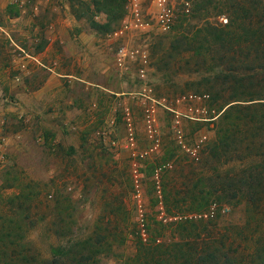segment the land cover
I'll use <instances>...</instances> for the list:
<instances>
[{
    "label": "rangeland",
    "instance_id": "obj_1",
    "mask_svg": "<svg viewBox=\"0 0 264 264\" xmlns=\"http://www.w3.org/2000/svg\"><path fill=\"white\" fill-rule=\"evenodd\" d=\"M166 3L174 13L166 28L154 0H125L119 25L106 32L91 27L92 13L76 0H0V214L12 219L13 235L23 236L18 248L45 257L67 237L91 234L108 203V209L116 203L113 186L127 190L123 206L135 212L132 183H138L150 210L148 189L160 175L138 168L131 175L138 148L157 135L176 137L177 127L181 149L201 133L213 135L206 120L220 100L187 95L204 91L205 82L197 81L206 73L191 70L188 54L172 43L225 20L228 7L225 0ZM94 17L106 19L102 12ZM177 167L163 172L160 183L168 193L180 190L184 201L190 169L176 173ZM230 202L220 216L226 224L245 215L243 201ZM104 252L97 264H123L134 246L116 238Z\"/></svg>",
    "mask_w": 264,
    "mask_h": 264
},
{
    "label": "trees",
    "instance_id": "obj_2",
    "mask_svg": "<svg viewBox=\"0 0 264 264\" xmlns=\"http://www.w3.org/2000/svg\"><path fill=\"white\" fill-rule=\"evenodd\" d=\"M77 1L92 13L87 19L94 29L110 32L119 25L125 0ZM225 4V20L197 28L192 35H177L172 43L177 51L188 54L184 61L191 70L206 73L197 81L205 82L204 91L187 95L220 100L217 113L206 120L212 122L213 135L201 133L181 149L183 135L178 136L176 125L173 140L165 135L147 138L130 164L132 176L136 168L147 175L157 171L158 183L174 162L176 173L188 165L192 183L184 190V201L178 196L180 190L168 193L164 184H152L149 210L141 197L143 188L132 183L134 212L135 208L123 206L127 190L113 186L116 203L109 209L108 203L107 213L97 220L93 232L67 237L52 245L45 257L18 248L23 236L13 235L12 219L0 214V264H97L99 255L111 250L116 238L130 239L134 246L123 264H264V3L225 0ZM97 12L105 14V21L95 19ZM199 34L202 40L197 41ZM142 106L146 119L147 106ZM116 139L111 138L118 147L121 141ZM234 198L245 204V215L226 224L220 220L221 211ZM117 212L127 214L119 218Z\"/></svg>",
    "mask_w": 264,
    "mask_h": 264
},
{
    "label": "built area",
    "instance_id": "obj_3",
    "mask_svg": "<svg viewBox=\"0 0 264 264\" xmlns=\"http://www.w3.org/2000/svg\"><path fill=\"white\" fill-rule=\"evenodd\" d=\"M155 5L157 6V17L159 19V23L161 27L166 28L169 26L170 23H172L174 18V13L171 10L170 6H167L166 1L167 0H154ZM141 72L143 74V71L141 69Z\"/></svg>",
    "mask_w": 264,
    "mask_h": 264
},
{
    "label": "crops",
    "instance_id": "obj_4",
    "mask_svg": "<svg viewBox=\"0 0 264 264\" xmlns=\"http://www.w3.org/2000/svg\"><path fill=\"white\" fill-rule=\"evenodd\" d=\"M17 16H18V15H16V14H15V15L8 14V17H9L10 19H15V18H17Z\"/></svg>",
    "mask_w": 264,
    "mask_h": 264
}]
</instances>
